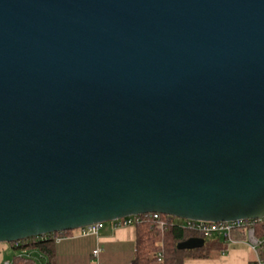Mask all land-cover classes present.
<instances>
[{"label":"water","instance_id":"95a60500","mask_svg":"<svg viewBox=\"0 0 264 264\" xmlns=\"http://www.w3.org/2000/svg\"><path fill=\"white\" fill-rule=\"evenodd\" d=\"M148 213L264 218V0H0V243Z\"/></svg>","mask_w":264,"mask_h":264},{"label":"trees","instance_id":"16d2710c","mask_svg":"<svg viewBox=\"0 0 264 264\" xmlns=\"http://www.w3.org/2000/svg\"><path fill=\"white\" fill-rule=\"evenodd\" d=\"M167 219L164 231L156 229L152 220H145L138 224L137 252L134 264H184L186 259H204L221 255L228 244L219 236L207 237L198 232L188 230L178 224H173L175 217L163 214ZM256 233L264 237V223L255 224ZM74 231V230H73ZM55 232L41 237H32L18 242L9 243L17 252L37 251L40 256L15 254L11 264H56V240L58 235L73 232ZM235 239H243L244 231H235ZM192 237L205 238V244L198 249H183V242ZM161 254V256H160ZM46 259L41 263L42 258ZM252 264H255L253 262Z\"/></svg>","mask_w":264,"mask_h":264},{"label":"crops","instance_id":"0c3cea01","mask_svg":"<svg viewBox=\"0 0 264 264\" xmlns=\"http://www.w3.org/2000/svg\"><path fill=\"white\" fill-rule=\"evenodd\" d=\"M106 222L98 235H83L74 230L58 235L56 240V264H134L137 252L138 226H115ZM228 244V243H227ZM100 248L98 259L93 252ZM20 255L40 256L37 251L18 252ZM45 262L44 257L40 258ZM255 254L244 243L228 244L225 252L204 259H186L184 264H252Z\"/></svg>","mask_w":264,"mask_h":264},{"label":"built area","instance_id":"2783aa9c","mask_svg":"<svg viewBox=\"0 0 264 264\" xmlns=\"http://www.w3.org/2000/svg\"><path fill=\"white\" fill-rule=\"evenodd\" d=\"M152 220L156 229L160 232L164 231L167 225V219L161 213H148L139 215H130L121 219L114 220L115 226H130L138 225L145 220ZM262 222L264 218L250 219V220H237V221H223V222H210V221H197L191 219H182L175 217L173 224H178L188 230L198 232L207 237L219 236L230 244L244 243L255 254V264H264V237L260 238L255 229V224ZM106 222H98L87 227L82 228L83 235H98L105 226ZM235 231H244L243 239H235L233 233ZM101 249L98 248L93 252V257L98 259ZM161 256V254H160ZM5 264H11L6 262Z\"/></svg>","mask_w":264,"mask_h":264},{"label":"rangeland","instance_id":"374dc122","mask_svg":"<svg viewBox=\"0 0 264 264\" xmlns=\"http://www.w3.org/2000/svg\"><path fill=\"white\" fill-rule=\"evenodd\" d=\"M17 253L9 243H0V264H5L8 261L11 262L13 256Z\"/></svg>","mask_w":264,"mask_h":264}]
</instances>
